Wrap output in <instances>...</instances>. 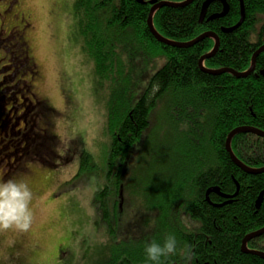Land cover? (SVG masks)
Instances as JSON below:
<instances>
[{
	"label": "trees",
	"instance_id": "trees-1",
	"mask_svg": "<svg viewBox=\"0 0 264 264\" xmlns=\"http://www.w3.org/2000/svg\"><path fill=\"white\" fill-rule=\"evenodd\" d=\"M143 1L146 4L135 0L75 2L74 18L84 37L83 49L93 61L95 77L100 82L109 81L111 93L114 92L107 126L110 133L115 131L109 158L110 174L115 167L118 179L116 177L115 184L106 186L100 193L103 195L100 199L104 219L109 220L110 208L116 214L117 205L111 198L121 190V167L149 128L152 113L161 106L166 113L161 124L167 133L162 142L165 147L161 153L163 168H158L152 176L155 178L153 205L163 206L169 216L173 215V229L156 221L154 230L160 233L158 242L171 231L169 234L176 236L178 249L177 254L164 264H264L263 259L241 251L242 239L264 226V200L258 211L254 207L255 200L264 190V173H244L232 162L225 148L229 133L237 127L249 126L264 131V76L261 75L264 53L257 58L255 72L247 78L206 74L199 68V59L212 50L214 41L205 39L187 49L160 44L147 26L152 0ZM158 1L180 3L186 0ZM226 1L230 10L224 18L205 20L200 24L205 0H194L184 8L162 7L154 14V26L162 36L176 42L191 41L204 32H215L220 39V49L213 58L205 61V67L244 72L249 69L253 54L264 44V0H244L246 17L233 33H224L222 29L239 22L240 1ZM222 8L221 3H212L207 17L220 13ZM253 33L257 39L250 42L248 37ZM138 39L153 52L149 50L153 59L165 58V62L151 75L136 100L131 95L138 90L136 83L135 90L121 91L131 95L135 103L123 114L120 107L116 113V102L131 103L124 99L125 95L121 99L118 90L128 88L126 86L132 85L135 79L138 66L133 68L130 63L138 54L132 45ZM120 50H125L128 56L126 67ZM158 148L162 151L161 146ZM232 150L247 166H264V139L252 134L237 135L232 140ZM144 166L141 170L147 171ZM234 181L240 186L236 203L215 208L205 202L208 188L219 186L223 192L233 193L236 189ZM210 199L219 200L214 194ZM180 208L182 214L176 215V209ZM183 217L187 222H195V227H186ZM145 220L146 214L143 222L135 221L134 249L125 251L127 246L116 242L118 245H112L106 264H143L144 244L152 239V236H146L152 230L147 229L150 222ZM111 234L114 231L111 230ZM189 249L191 259L186 261L184 253Z\"/></svg>",
	"mask_w": 264,
	"mask_h": 264
},
{
	"label": "rangeland",
	"instance_id": "rangeland-1",
	"mask_svg": "<svg viewBox=\"0 0 264 264\" xmlns=\"http://www.w3.org/2000/svg\"><path fill=\"white\" fill-rule=\"evenodd\" d=\"M23 1L24 9L33 20L31 47L44 77L39 95L49 100L59 114L54 131L58 137L59 153L70 145L68 148L73 147V155L69 162L46 173L50 184L42 180V174H37L28 183L34 195L32 225L27 232L14 229L0 231V264H106L112 245H118L116 242L121 240L120 243L128 248L125 251L134 249L135 221L143 222L145 214V221L150 222L147 229L152 230L146 236L153 239L154 235L157 241L160 233L154 230L156 221L164 222L169 230L173 229V215L169 216L163 206L153 205L155 178L152 176L164 163L161 153L165 148L162 142L167 130L161 123L166 113L161 106L155 109L149 128L131 150L124 168L121 167L123 208L119 207L116 194L112 203L117 205L116 213L123 209L124 216L119 218L120 222L117 218L115 223L114 212L110 208V228L101 210L100 198L103 195L100 193L108 184L112 187L117 177L115 167L110 174L109 158L115 131L110 133L107 126L114 92L111 93L109 81L100 82L95 77L93 61L82 49L84 37L80 35L74 19L76 0ZM144 44L139 39L132 43L138 53L130 63L133 68L138 66L135 79L132 85L126 86L128 88L118 90H135L133 86L136 83L138 90L131 94L135 100L145 90L151 75L165 62V58L153 59L150 49H146ZM119 55L126 67L129 59L125 50H120ZM124 95L121 92L119 97L122 99ZM131 95L124 96L131 103H115L116 113L119 107L123 114L134 105ZM160 146L162 151L158 148ZM143 165L147 171L141 170ZM180 211L181 208L176 209L175 214ZM182 219L186 227H195L192 220ZM170 232H166V236Z\"/></svg>",
	"mask_w": 264,
	"mask_h": 264
},
{
	"label": "flooded vegetation",
	"instance_id": "flooded-vegetation-1",
	"mask_svg": "<svg viewBox=\"0 0 264 264\" xmlns=\"http://www.w3.org/2000/svg\"><path fill=\"white\" fill-rule=\"evenodd\" d=\"M23 6V0H0V181L11 178L29 183L37 174H42V180L50 184L51 180L46 173L49 174V171L69 162L73 147L67 148L63 153H59L57 149L58 137L54 131L59 114L49 100L39 95V87L44 77L31 47L33 20ZM235 186L233 193H225L219 186H212L210 188H218L221 195L229 197L223 198L216 193H210L207 200L208 188L204 195L205 202L215 208L236 203L239 189L236 183ZM212 194L219 200L211 201ZM258 198L259 196L254 204L256 211L263 203L262 201L257 208ZM118 202L121 204L120 200ZM110 214L109 211L107 222L111 220ZM113 216L119 220L124 216V211L122 210L120 216L118 213ZM109 225L111 228L112 223ZM134 238L136 240V236ZM248 248L264 252V236L251 240Z\"/></svg>",
	"mask_w": 264,
	"mask_h": 264
},
{
	"label": "water",
	"instance_id": "water-1",
	"mask_svg": "<svg viewBox=\"0 0 264 264\" xmlns=\"http://www.w3.org/2000/svg\"><path fill=\"white\" fill-rule=\"evenodd\" d=\"M137 3L139 4H146V2H144L143 0H135ZM240 1V19L239 22L233 26V27H229V28H223L222 32L224 33H233L234 31H236L243 23L246 17V12H245V6H244V0H239ZM194 2V0H186L180 3H174V2H167V1H158V0H152L149 2V4L151 5V9H150V13L147 19V26L148 29L150 31V33L153 35V37L155 38L156 41H158L160 44L166 45V46H170L173 48H179V49H187V48H191L194 45H196L197 43L205 40V39H213L215 41V45L214 48L212 49L211 52L203 55L200 59H199V68L202 72L209 74V75H222V74H230L232 76H234L237 79H241V78H247L250 75H252L255 72L256 69V63H257V58L259 57V55H261L262 53H264V45H262L260 48H258V50H256V52L253 54L252 56V60H251V65L250 68L247 71L244 72H238L235 71L233 69H229V68H223V69H217V70H212V69H208L204 66V62L208 59L213 58L217 52L220 49V39L219 36L215 33V32H204L201 35H199L198 37H196L195 39L188 41V42H176L173 40H170L164 36H162L155 28L154 26V22H153V17L156 11H158L159 9H161L162 7H172V8H184L186 6L191 5ZM214 2H219L222 4V11L220 13L217 14H212L210 16L207 17V11L209 6L214 3ZM229 5L227 3L226 0H205V2L202 4L201 7V13L199 16V22L200 24H202L205 20L206 21H214L217 19H221L224 18L228 15L229 13ZM261 75L264 76V71L261 72ZM240 134H253L256 135L260 138L264 139V131L260 130L258 128H254V127H249V126H245V127H237L234 130H232L226 140V151L228 152L232 162L244 173L249 174V175H258V174H263L264 173V168H260V169H254L251 168L249 166H247L246 164H244L241 160H239L236 155L233 153L232 150V140L235 136L240 135ZM238 189H239V185L237 184ZM210 193H216L220 196H222L223 198H228L229 196H225V195H221L219 193L218 188H210L206 195H207V200L209 197ZM237 194V192H236ZM235 194V195H236ZM234 195V196H235ZM234 196H230V197H234ZM264 199V190L261 192L257 202H256V207L259 208L262 201ZM264 235V228L251 233L249 235H247L243 241H242V252L245 254H249V255H253V256H257L261 259L264 260V252H260V251H251L248 250L247 248V244L250 240L260 237Z\"/></svg>",
	"mask_w": 264,
	"mask_h": 264
},
{
	"label": "clouds",
	"instance_id": "clouds-1",
	"mask_svg": "<svg viewBox=\"0 0 264 264\" xmlns=\"http://www.w3.org/2000/svg\"><path fill=\"white\" fill-rule=\"evenodd\" d=\"M248 38L250 42H255L257 36L253 33ZM69 146H65L64 150ZM33 198V192L27 182L11 178L0 181V231L14 229L27 232L33 221ZM177 251V239L174 234H168L162 242L155 239L146 241L143 264H164L176 255ZM184 257L186 261L191 259L190 249L185 251Z\"/></svg>",
	"mask_w": 264,
	"mask_h": 264
}]
</instances>
